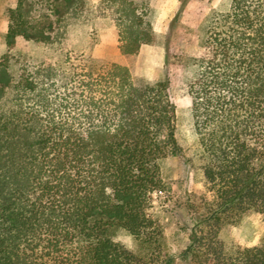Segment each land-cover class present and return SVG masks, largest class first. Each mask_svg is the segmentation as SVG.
<instances>
[{"label": "trees", "instance_id": "1", "mask_svg": "<svg viewBox=\"0 0 264 264\" xmlns=\"http://www.w3.org/2000/svg\"><path fill=\"white\" fill-rule=\"evenodd\" d=\"M121 54L153 45L143 0H102ZM87 0H16L0 57V264H172L152 196L168 194L161 161L179 157L170 79L134 82L117 63L90 71L66 50ZM107 12V13H106ZM19 40L49 57L20 58ZM191 58L194 131L205 192L193 207L191 264H264L228 240L264 216V0H232L207 19ZM130 235L135 250L115 241Z\"/></svg>", "mask_w": 264, "mask_h": 264}, {"label": "rangeland", "instance_id": "2", "mask_svg": "<svg viewBox=\"0 0 264 264\" xmlns=\"http://www.w3.org/2000/svg\"><path fill=\"white\" fill-rule=\"evenodd\" d=\"M143 1L152 9L155 42L150 54L151 66L148 67L143 60L139 63V56L133 60L124 57L111 33L106 36L104 45L113 53L104 57L96 55L95 49L102 44L103 32L114 27L108 13L103 15L95 8L101 1L91 2L88 14L78 23L71 24L66 50L72 56L71 63L75 67L84 64L90 71H97L103 65L117 63L129 67L136 83L143 79L152 80L165 76L170 79L176 107L175 136L183 154L161 161V175L170 191L165 195L152 196V215L164 230L163 260L171 259L172 264H191L183 258V254L190 245L194 224L192 208L199 206L205 192L202 170L197 162L200 147L194 131L191 98L187 92L195 73L191 58L199 51L198 43L209 16L213 12L227 11L232 0H179L180 4L178 0ZM15 2L16 0H0V55L5 48L7 10ZM13 54L20 58L43 59L50 56L42 45L23 40L18 41ZM148 70L151 75L144 76ZM261 239H264V216L260 214L246 217L240 225L230 230L228 236L229 241L250 247L257 245ZM115 241L135 250L132 237L124 231L117 233Z\"/></svg>", "mask_w": 264, "mask_h": 264}, {"label": "crops", "instance_id": "3", "mask_svg": "<svg viewBox=\"0 0 264 264\" xmlns=\"http://www.w3.org/2000/svg\"><path fill=\"white\" fill-rule=\"evenodd\" d=\"M87 1H88V4H91V2L92 3H98L102 0H87ZM176 2H177V0H176ZM178 2L180 4L179 0H178ZM7 19H8V17H7ZM8 24H9V21H8ZM7 31H8V27H7L6 31L4 32L5 33L4 35H6ZM108 31H110V32H108ZM108 33H111L112 37H114L116 44H119L118 43V32H117L116 28L112 27V30H105L102 34V41H101L102 44L98 45L95 49L96 55L99 57H104V56L110 55V53H113V52H109L110 50L107 48L106 45H104V43H106V36L108 35ZM4 38H5V36H4ZM4 47H5V42H4ZM152 51H153V45L142 46L138 55H137V56H139V63H141V61L143 60V61H145L146 65L148 67H149V65L151 66L152 58L150 57V54H152ZM4 52H5V48H4ZM4 52L0 55V57L4 54ZM146 54H147V56H146ZM147 66H146V68H147ZM148 75H151V72L149 70L144 73V76H148Z\"/></svg>", "mask_w": 264, "mask_h": 264}]
</instances>
